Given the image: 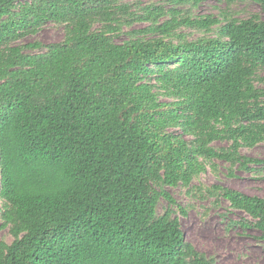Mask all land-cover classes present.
<instances>
[{"label":"trees","instance_id":"trees-1","mask_svg":"<svg viewBox=\"0 0 264 264\" xmlns=\"http://www.w3.org/2000/svg\"><path fill=\"white\" fill-rule=\"evenodd\" d=\"M203 1L0 0V219L12 237L0 264H214L185 241V211L164 188L188 189L215 161L229 177L264 175V159L241 153L264 143V0H247L261 16L245 20L183 16ZM48 23L61 42L18 44ZM135 23L154 37L116 42ZM181 27L218 28L188 42ZM206 193L264 244V199Z\"/></svg>","mask_w":264,"mask_h":264},{"label":"rangeland","instance_id":"rangeland-1","mask_svg":"<svg viewBox=\"0 0 264 264\" xmlns=\"http://www.w3.org/2000/svg\"><path fill=\"white\" fill-rule=\"evenodd\" d=\"M122 1L169 7L166 0ZM180 10L184 17L188 16L191 19L212 17L219 20L221 24L227 19L245 20L253 15L261 16L259 6L247 0H239L228 6L220 0H204L198 7L191 8L190 5H186L180 7ZM217 28L213 27V33ZM132 31H143L139 35H147V38L154 37L153 34H147L145 24L135 23L131 27H123L121 35L115 39L116 42L128 40L129 32ZM178 32L188 42L214 35L213 33L205 35L185 27H181ZM63 33L61 25L48 23L36 34L22 38L18 44L26 45L36 42L47 46L61 42ZM214 146L219 148L225 144L215 143ZM241 153L247 157L264 159V143L252 149H242ZM214 163L216 168L212 169L211 166H207L206 171L194 179L188 189L181 186L164 188V191L185 211L184 215L176 212L180 219L184 239L197 252L211 259L214 264H264V244L257 239L258 233L253 228H244L240 224V222L250 221V218L242 212L231 209L223 199H217L216 196H209L206 193L207 189L219 186L264 199V175L259 177L253 173L233 170V177H229L226 165L218 161ZM166 207L167 204L162 199L157 206V214H162ZM1 208L2 201L0 200V216ZM0 242L6 244L12 242L7 229L1 228V219Z\"/></svg>","mask_w":264,"mask_h":264}]
</instances>
